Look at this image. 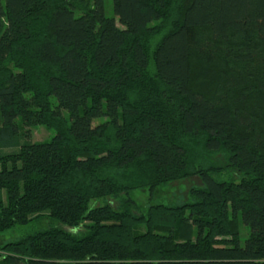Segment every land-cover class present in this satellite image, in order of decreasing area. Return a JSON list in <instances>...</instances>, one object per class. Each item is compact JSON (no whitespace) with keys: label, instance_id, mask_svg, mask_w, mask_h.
I'll use <instances>...</instances> for the list:
<instances>
[{"label":"trees","instance_id":"16d2710c","mask_svg":"<svg viewBox=\"0 0 264 264\" xmlns=\"http://www.w3.org/2000/svg\"><path fill=\"white\" fill-rule=\"evenodd\" d=\"M112 9L0 0V234L53 223L0 241V264H264V0ZM35 125L54 136L20 142ZM193 176L189 200L153 201Z\"/></svg>","mask_w":264,"mask_h":264},{"label":"rangeland","instance_id":"374dc122","mask_svg":"<svg viewBox=\"0 0 264 264\" xmlns=\"http://www.w3.org/2000/svg\"><path fill=\"white\" fill-rule=\"evenodd\" d=\"M104 1V11L105 14L109 17L114 16L112 9V0H103ZM52 100L54 98L52 97ZM65 116H67V112L64 111ZM103 118H97L94 122H100ZM16 122L20 124L19 118L16 119ZM55 134L53 129H48L43 125H35L32 127H21L20 129V142L31 141V142H42L50 140ZM224 178L225 176H220L219 179ZM237 180V178H235ZM202 186V182L197 176L189 177L183 180H178L174 182H170L164 186H161L153 191V201L154 202H162L166 204H174L177 202H184L189 200V193L191 189L199 188ZM148 189H138L131 191L128 195L130 198L136 200L141 207H144L147 204V198L149 196ZM109 203L113 208H117L120 205L119 198L112 197H102L96 199L93 204H104ZM52 221L44 216L38 221L29 223L27 225L15 226L2 234H0V241L7 242L19 239L22 235L26 233L33 232L39 228H45L49 225H52ZM249 228L245 226L241 222L240 226V240L243 243ZM1 243V242H0Z\"/></svg>","mask_w":264,"mask_h":264}]
</instances>
